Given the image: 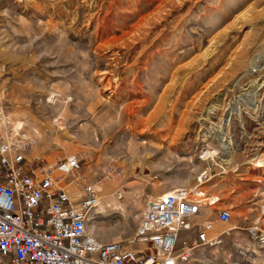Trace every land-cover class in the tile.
Masks as SVG:
<instances>
[{"label": "rangeland", "instance_id": "rangeland-1", "mask_svg": "<svg viewBox=\"0 0 264 264\" xmlns=\"http://www.w3.org/2000/svg\"><path fill=\"white\" fill-rule=\"evenodd\" d=\"M141 15L154 16L127 37L129 49L115 44L95 52ZM115 67L118 79L103 91L110 76L101 83L97 72ZM0 93V109L11 120L0 139L28 144L32 168L79 155L85 182L71 186L78 203L76 188L82 194L89 183L99 192L107 183L120 205L91 211L88 228L106 233L101 242L142 250L144 244L132 243L148 202L191 175L186 187L197 186L208 169L200 187L220 202L203 207L195 222L232 229L233 239L197 248L190 264H264V246L249 234L254 223L264 230V166L254 160L264 156V145L250 143L258 134L264 142V0H0ZM195 96L199 102L177 132L185 103ZM127 98L142 101L139 114H120ZM258 104L261 117L251 121L247 112ZM60 117L66 122L58 128ZM148 127V135L139 133ZM126 168L131 174L123 177ZM220 210L231 213L226 225L217 222Z\"/></svg>", "mask_w": 264, "mask_h": 264}, {"label": "built area", "instance_id": "built-area-1", "mask_svg": "<svg viewBox=\"0 0 264 264\" xmlns=\"http://www.w3.org/2000/svg\"><path fill=\"white\" fill-rule=\"evenodd\" d=\"M3 112L0 111V121ZM26 143L0 141V264H190L199 247L214 249L233 239L232 229H218L210 220L195 224L203 207H214L219 197L200 187H178L159 195L142 218L130 249L121 241L102 243L87 231L89 212L98 203V191L86 184L77 204L71 185L82 169V159L70 154L54 165L28 171ZM210 174L202 171L197 180ZM231 220L228 210L217 222ZM196 231V237L191 235ZM187 233L190 239H181ZM250 237L264 246L258 223Z\"/></svg>", "mask_w": 264, "mask_h": 264}, {"label": "bare ground", "instance_id": "bare-ground-1", "mask_svg": "<svg viewBox=\"0 0 264 264\" xmlns=\"http://www.w3.org/2000/svg\"><path fill=\"white\" fill-rule=\"evenodd\" d=\"M71 1V0H70ZM107 1V0H106ZM165 1V0H164ZM167 1V0H166ZM171 0H168V2H170ZM105 2V1H104ZM107 3V2H106ZM105 3V4H106ZM138 3V2H137ZM140 3V2H139ZM161 3V2H160ZM159 3V4H160ZM163 3H165V2H163ZM86 4H87V2H86ZM109 5H111V4H109ZM109 5L107 6L108 8H109ZM158 5V4H157ZM103 6H104V4H103ZM113 6V5H112ZM159 6H161V5H159ZM95 8H96V6H94ZM91 8V7H90ZM113 8V7H112ZM163 8V7H162ZM110 9V8H109ZM108 9V10H109ZM138 9V8H137ZM160 9V8H159ZM104 10V9H103ZM139 10V9H138ZM97 11V10H96ZM102 11V10H101ZM111 11H113V9L111 10ZM99 12V11H98ZM110 12V11H109ZM109 12H108V14H109ZM140 12H141V10H140ZM156 12V11H155ZM161 12V11H160ZM95 13V12H94ZM165 13V12H164ZM91 15H93V13L91 14ZM102 16H104V15H102ZM142 16V15H141ZM152 16H154V15H150V16H148V17H145V18H143V16L141 17V18H143V20H141L140 21V23L139 24H137L136 26H133V27H126L125 29L123 28L122 30H121V35H122V37L120 38L119 37V35L117 36V37H119V38H117V37H115V35H113L114 37H109L110 39H108V40H106L105 38H104V40L105 41H103V42H101L98 46H96V49H95V52H97L98 54H100L99 52H101V53H103V51L105 50V48H109V47H111V46H113V45H117V44H119V45H121V49H122V46H124V47H126V46H128V45H126L125 43H126V40H130V39H127V37L128 36H131V35H133L139 28H141L142 27V24H144L143 22H144V20H146V22L148 21V19L150 20V18H152ZM106 17V16H105ZM105 17H104V19H105ZM103 18V17H102ZM93 20H94V18H93ZM103 20V19H102ZM97 21V20H96ZM99 21V20H98ZM88 22V21H87ZM102 22H104V21H102ZM139 22V21H138ZM94 23V22H93ZM96 23V22H95ZM98 24V23H97ZM103 24V23H102ZM104 25V24H103ZM128 26V25H127ZM102 27V26H101ZM120 27V26H119ZM108 28V27H107ZM113 28V27H112ZM98 29H99V27H98ZM101 29H103V27L101 28ZM106 29V28H105ZM105 29H103V31L105 30ZM110 29V28H109ZM146 29V28H145ZM144 29V30H145ZM151 29V28H150ZM107 32H108V29H107ZM113 32V31H112ZM97 33V32H96ZM102 33H105V32H102ZM144 33V32H143ZM150 34V33H149ZM148 34V35H149ZM99 35V34H98ZM98 35H96V36H98ZM106 35V34H105ZM111 35V34H110ZM112 36V35H111ZM218 36H219V34H218ZM102 37V36H101ZM144 37V36H143ZM149 37V36H148ZM99 38V37H98ZM145 38V37H144ZM100 40V39H99ZM147 40V39H146ZM134 41V40H133ZM142 41V40H141ZM140 42V41H139ZM146 42V41H145ZM216 42V41H215ZM143 43V42H142ZM148 43V42H147ZM136 44V43H135ZM136 46V45H135ZM114 47V46H113ZM129 47V46H128ZM119 48V47H118ZM127 48V47H126ZM131 48V47H130ZM120 49V48H119ZM118 49V50H119ZM124 49V48H123ZM127 49H129V48H127ZM112 52H116V51H112ZM129 52V51H128ZM106 54V53H105ZM114 55V54H113ZM115 55H119V54H115ZM233 56L232 57H235V55L234 54H232ZM117 57V56H116ZM101 58V57H100ZM104 58V57H103ZM112 58V57H111ZM110 58V59H111ZM118 58H121V57H119L118 56ZM113 59V58H112ZM115 59V58H114ZM113 61V60H112ZM119 60H117V62H118ZM110 63H112V62H110ZM109 64V63H108ZM117 64V63H116ZM110 65V64H109ZM113 65H115V64H113ZM127 65V64H126ZM117 66V65H116ZM120 68V67H119ZM122 71V70H121ZM120 73V72H119ZM97 74H98V76H101V80H99L100 82L101 81H105L106 80V78H105V76L104 75H108V76H110L109 78H108V81H106V83H105V85L102 87V90L103 91H106V90H108V89H112V86H113V81H117V67H115V68H113V69H111V70H105V71H101L100 73H98L97 72ZM137 74V73H136ZM121 76V75H120ZM120 76H118L119 78H120ZM129 75L127 74V77H128ZM218 76L219 75H217V76H215L213 79H212V81L211 82H214L217 78H218ZM103 77H104V79H103ZM136 77V76H135ZM100 78V77H99ZM117 78V79H116ZM125 80H126V78H125ZM138 80V79H137ZM120 81H122V86L123 85H126V83H127V81H124V79H120ZM129 81V80H128ZM102 83V82H101ZM100 83V84H101ZM118 83H119V81H118ZM118 86H119V84H117ZM121 85V84H120ZM209 86H210V84L208 83L206 86H205V88L204 89H208L209 88ZM136 87V86H135ZM134 87V88H135ZM114 88V87H113ZM116 88V87H115ZM114 88V89H115ZM263 88V87H262ZM262 88H260V89H262ZM116 90V89H115ZM118 90V89H117ZM124 90V89H123ZM127 90V89H126ZM125 90V91H126ZM122 91V90H121ZM114 92V91H113ZM167 92V91H166ZM202 93V92H201ZM1 94V93H0ZM128 94H130L131 95V93L129 92ZM100 95L102 96V94L100 93ZM104 95V94H103ZM1 96V95H0ZM119 96V95H118ZM117 96V94H116V97H118ZM164 96V95H163ZM196 97V96H195ZM198 97H200V95L198 96ZM194 98V97H193ZM192 98V99H193ZM128 99V98H127ZM146 101V100H145ZM149 101V100H148ZM140 102H142V101H140ZM140 102H137V101H129V99L124 103V105H122V107H121V111H120V114L121 115H125V116H127V115H135V114H139L140 113V111L138 110L137 111V106H142V104L140 103ZM164 102V101H163ZM197 102H199L198 101V98L196 97V98H194L193 100H192V102H188V104H186L185 103V109L184 110H182V118H181V121H180V125H179V128H178V131L177 132H180V131H182V130H184V128H185V124H186V120H187V118H188V116H189V114H190V111H191V109L193 108V106L195 107V104L197 103ZM144 103V102H143ZM147 103V102H146ZM145 103V104H146ZM150 103V102H149ZM148 103V104H149ZM159 104H161V103H159ZM163 104V103H162ZM177 104V103H176ZM182 103H180V105H181ZM144 106V105H143ZM177 106H178V104H177ZM184 106V105H183ZM263 106L261 105V108H262ZM139 108H141V107H139ZM260 108V105L258 104V106L256 107V109L254 110H252V111H248L247 112V114H249L250 116H248L249 118H250V120L251 121H255V119H257L256 121H258L259 119L258 118H260L261 116V114H260V111L258 110ZM173 109H174V107H173ZM181 109V108H180ZM163 110V106L162 105H159L157 108H156V110H155V113H157V115H159V113L161 112ZM179 110V109H178ZM0 111L1 112H3V117H2V119H1V122H0V131L3 129V128H6L7 127V125H9L8 123H9V121H10V124H11V120H7V118L5 117V113H4V110H2V109H0ZM173 111V110H172ZM246 113V112H245ZM246 114V115H247ZM121 117V116H120ZM129 117V116H128ZM131 118H132V116H131ZM44 119V121H50L51 119H48L47 117L46 118H43ZM128 119V118H127ZM254 119V120H253ZM171 121H173V120H171ZM61 122H66V117H60L59 119H56V120H54V125H56V127H58V128H60L61 126H59V124L61 123ZM174 122V121H173ZM173 122H171V123H173ZM188 122V121H187ZM260 122V121H259ZM258 122V123H259ZM22 123H24V125H25V122H22ZM256 123V122H255ZM27 124V123H26ZM170 124V123H169ZM23 125V126H24ZM172 125V124H171ZM256 125H258V124H256ZM255 125V126H256ZM168 127H171V126H168ZM30 128H32V130L34 131V128L31 126ZM263 129V128H262ZM130 134H132V136H135V135H139L138 134V132L137 131H135L134 129H133V127H130V128H128V130H127ZM149 132H150V130H149V127L147 128V129H145V128H143L139 133L140 134H142V135H148L149 134ZM157 133H158V131H157ZM1 134H2V132L0 133V136H1ZM3 135H5V134H3ZM57 135V134H56ZM161 134H158V135H156V136H160ZM170 135V134H169ZM37 136V135H36ZM15 137H17V136H15ZM162 138H164L165 136L164 135H162L161 136ZM167 137V136H166ZM7 138V137H6ZM263 141V136L261 137V135L260 134H258V135H252L251 137H250V143H251V147L252 148H256V147H259V148H261L263 145H264V142H262ZM0 141H5V142H7V143H10L9 141H7V139L6 140H4V139H0ZM31 141L33 142V138H31ZM11 144H13V143H11ZM16 145V144H15ZM136 145V144H135ZM131 151V150H130ZM248 152V151H247ZM249 152H251V151H249ZM211 155V154H210ZM79 156V155H78ZM213 156V155H212ZM133 157V156H132ZM79 158H80V156H79ZM209 158V157H208ZM134 159V158H133ZM202 160L204 159L203 157L201 158ZM135 160V159H134ZM255 161H256V163L258 164V165H260V166H264V156H262V158H255L254 159ZM56 164V163H55ZM51 165H54V164H51ZM112 169H113V172L114 173H116L117 171H118V169L116 168V167H112ZM82 170V169H81ZM105 171V170H104ZM129 174H131V173H129L128 171H127V168L126 169H124V171H123V177H126L127 175H129ZM263 174V173H262ZM118 175V174H117ZM190 175V174H189ZM188 175V176H189ZM192 176V175H191ZM191 176H189V178L187 177V179L184 181V183H182L181 184V186H175L174 188H172L171 190H169V191H166V193H168V192H171L173 189H175V188H178V187H186L188 184H189V182H191V179H192V177ZM83 179H85L84 178V176L82 175V172L80 171L79 173H78V178L76 179V181L75 182H73V184L71 185V186H73V185H77L78 183H79V180L80 181H82V182H85ZM202 182V181H201ZM106 184L107 183H105L103 186H101V187H98V189H99V192H98V203H97V205L93 208L94 210H97V211H99V213H105L106 212V209H107V207H111V206H113L114 204L116 205V206H119L120 204L117 202V201H115V199L111 196L112 195V192H111V190H109V188L106 186ZM85 183H84V186H83V193L82 194H80L81 193V191H79V188H76V190H75V193L79 196V195H81V198L83 197V195H84V187H85ZM201 185V184H200ZM199 184L197 185V186H200ZM94 187H95V185H94ZM96 188V187H95ZM98 191V190H97ZM76 195V196H77ZM100 195V196H99ZM127 200H129V199H127ZM126 200V201H127ZM155 200V198H152L149 202H148V206H149V204L151 203V202H153ZM77 204H79L78 202H76ZM110 204V205H109ZM97 207V208H96ZM96 208V209H95ZM119 208V207H118ZM92 209V210H93ZM91 210V211H92ZM89 212V216H90V214L91 215H93L94 216V213L93 212ZM145 212H146V209H145ZM145 212H144V214H145ZM199 216V215H198ZM197 217V216H196ZM195 217V218H196ZM195 218H194V222H195ZM89 223H90V219H89V222H88V224H87V231H88V233L91 235V236H93L94 238H96L98 241H100L101 242V240H103L104 241V239H103V236L106 234V233H104L102 230H96V229H94V230H92V231H89V228H88V226H89ZM195 224H198V223H196L195 222ZM198 225H200V224H198ZM101 239V240H100ZM103 243V242H102ZM140 244H144V243H140ZM145 245V244H144ZM201 248V247H200ZM199 248V249H200ZM218 248H220V247H218ZM214 249H216V248H214ZM210 250H212V249H210ZM201 254V253H200ZM195 255V254H194ZM194 255H193V257L192 258H194ZM203 255V254H202ZM216 255H214V257H215ZM211 257V256H210ZM212 260V259H211ZM191 261H192V259H191ZM191 263V262H190Z\"/></svg>", "mask_w": 264, "mask_h": 264}, {"label": "crops", "instance_id": "crops-1", "mask_svg": "<svg viewBox=\"0 0 264 264\" xmlns=\"http://www.w3.org/2000/svg\"><path fill=\"white\" fill-rule=\"evenodd\" d=\"M30 158H31V159H36V158H33L32 154H30ZM32 162L34 163V160H32L31 163H32ZM26 164H27V169H28V171L34 169V168L31 167L32 164H30L29 161H27Z\"/></svg>", "mask_w": 264, "mask_h": 264}]
</instances>
